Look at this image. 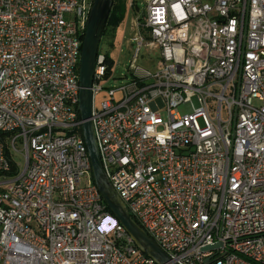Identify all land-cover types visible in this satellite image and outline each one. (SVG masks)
Returning a JSON list of instances; mask_svg holds the SVG:
<instances>
[{
	"label": "built area",
	"instance_id": "built-area-1",
	"mask_svg": "<svg viewBox=\"0 0 264 264\" xmlns=\"http://www.w3.org/2000/svg\"><path fill=\"white\" fill-rule=\"evenodd\" d=\"M94 1L0 0V264H156L93 178L79 69ZM142 1L131 79L104 88L97 58L104 172L171 264H264V0Z\"/></svg>",
	"mask_w": 264,
	"mask_h": 264
},
{
	"label": "water",
	"instance_id": "water-1",
	"mask_svg": "<svg viewBox=\"0 0 264 264\" xmlns=\"http://www.w3.org/2000/svg\"><path fill=\"white\" fill-rule=\"evenodd\" d=\"M114 0H95L85 33L79 69L80 99L79 112L83 121V135L92 163L93 178L104 202L115 220L118 221L134 239L138 248L156 264H171L169 256L133 219L107 178L96 141L92 122L93 83L100 51ZM215 247L207 248L211 250Z\"/></svg>",
	"mask_w": 264,
	"mask_h": 264
},
{
	"label": "rangeland",
	"instance_id": "rangeland-1",
	"mask_svg": "<svg viewBox=\"0 0 264 264\" xmlns=\"http://www.w3.org/2000/svg\"><path fill=\"white\" fill-rule=\"evenodd\" d=\"M116 6L120 8L118 10L119 21L115 26H109L105 30L100 44V52L113 62L112 75L103 84L106 89L123 86L131 79L129 70L137 49L133 38L138 31L139 19L146 7L142 0H117ZM158 62L156 56L148 57L145 49H142L139 56V66L149 68L152 65H157ZM102 97V94H99L95 104L99 103ZM179 110L185 112L184 107ZM111 236H113V232Z\"/></svg>",
	"mask_w": 264,
	"mask_h": 264
},
{
	"label": "trees",
	"instance_id": "trees-1",
	"mask_svg": "<svg viewBox=\"0 0 264 264\" xmlns=\"http://www.w3.org/2000/svg\"><path fill=\"white\" fill-rule=\"evenodd\" d=\"M116 2L117 0H114V4H113V8H112V11H111V14H110V17H109V20H108V23H107V26H106V29L109 27V26H115L117 24V21H119V12L118 10L120 9L118 6H116ZM137 6V5H136ZM105 29V30H106ZM84 39V36L83 38ZM106 65H107V68H108V74H107V78L110 77L112 75V65H113V62L112 60L106 56ZM14 174H16V169L14 171ZM110 211V210H109Z\"/></svg>",
	"mask_w": 264,
	"mask_h": 264
},
{
	"label": "crops",
	"instance_id": "crops-1",
	"mask_svg": "<svg viewBox=\"0 0 264 264\" xmlns=\"http://www.w3.org/2000/svg\"><path fill=\"white\" fill-rule=\"evenodd\" d=\"M137 2V1H136Z\"/></svg>",
	"mask_w": 264,
	"mask_h": 264
}]
</instances>
